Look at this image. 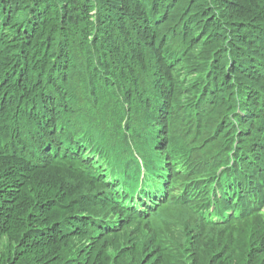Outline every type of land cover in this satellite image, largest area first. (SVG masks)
<instances>
[{"label": "trees", "instance_id": "obj_1", "mask_svg": "<svg viewBox=\"0 0 264 264\" xmlns=\"http://www.w3.org/2000/svg\"><path fill=\"white\" fill-rule=\"evenodd\" d=\"M257 132L264 0H0V264H187V251L221 253L252 221L213 223L200 206L211 192L259 189ZM123 220L132 249L123 240L103 250Z\"/></svg>", "mask_w": 264, "mask_h": 264}, {"label": "rangeland", "instance_id": "obj_2", "mask_svg": "<svg viewBox=\"0 0 264 264\" xmlns=\"http://www.w3.org/2000/svg\"><path fill=\"white\" fill-rule=\"evenodd\" d=\"M14 99V98H13ZM21 99L20 104L24 101L23 96ZM16 99H14L13 102H15ZM165 112H160V114H164ZM250 120V119H249ZM246 123V122H245ZM250 126L246 124V128L249 127V129H252V122L251 120L249 121ZM159 126H161V129L159 131L160 138L163 141V145L166 148L163 154H166L168 151V148L171 147V144L167 142L165 139V136L167 135V132L165 133L166 129L169 128L165 116L164 118L160 119ZM252 135L249 133L247 137H250ZM256 135H260L258 137V145L254 146V149H258L259 146L261 145V141H263L262 135H264V132L258 133ZM124 145L127 147H131V143L129 141L123 142ZM157 147V146H156ZM155 147V148H156ZM257 151V150H256ZM256 157H259V155H256ZM260 158V157H259ZM190 162L184 163L182 166L180 164L178 165H173L174 167V172H179L184 174L186 172L187 167L190 166ZM98 171V170H96ZM262 181L264 180V171L262 170ZM7 176V175H6ZM260 193L254 192L253 195H248L245 192H242L238 195L237 193L230 192L231 196H223L222 198L224 200H214L213 193H210V201L206 203V205L200 206V208L204 211L206 210L208 213V218H212L213 220H220V221H229L232 218H235L238 220V218L242 217V220L245 221H252L250 224H248V227L246 230L242 231L240 235L235 234V238L231 240V242L235 241L237 244L231 246V247H224L220 250L221 253L217 254V250L215 247H210L207 250V253L201 254L200 256L197 255L193 251H187L186 255H184L185 262L187 264H207L208 261L211 259L213 263L218 264L221 262V264H264V246L259 244L256 239L255 233H251L252 230V225L254 223L256 224L255 230L256 232L260 231V229H264V183L262 185H258ZM221 191L224 193V190L221 189ZM175 195L179 196L181 198V191H176L174 193ZM200 196V195H198ZM200 198V197H198ZM200 202H205V200H201ZM199 202V203H200ZM108 212L112 210L111 207L106 206L105 207ZM246 213H248L246 215ZM206 212H204V216H206ZM105 216L112 218V214H105ZM122 227L120 229L121 231L124 232L121 235H118L115 240L106 242L103 250H110V247L112 248H118L119 247V242L120 246H122L123 240L125 242H128L127 250H131V246L129 244L131 243L130 240L126 241L125 239V231H127L128 226H126L125 221L123 220L122 222ZM146 233L143 232V235ZM163 242L167 239V247L166 249L168 250V245L169 242L171 241L170 238L164 236ZM228 237L224 239V242L228 241ZM191 242H189V246H191ZM163 246H166L163 244ZM124 251V250H122ZM172 252V251H171ZM193 252V253H192ZM214 254H217L216 257H213ZM145 256V255H144Z\"/></svg>", "mask_w": 264, "mask_h": 264}, {"label": "bare ground", "instance_id": "obj_3", "mask_svg": "<svg viewBox=\"0 0 264 264\" xmlns=\"http://www.w3.org/2000/svg\"><path fill=\"white\" fill-rule=\"evenodd\" d=\"M243 177V176H242ZM113 182H115V183H118V181L117 180H113ZM254 182V181H253ZM170 183V182H169ZM254 184H256L257 186H258V184L256 183V182H254Z\"/></svg>", "mask_w": 264, "mask_h": 264}]
</instances>
